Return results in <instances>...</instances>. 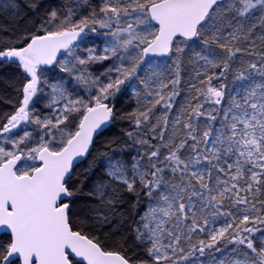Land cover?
Here are the masks:
<instances>
[{
    "label": "snow or ice",
    "instance_id": "obj_1",
    "mask_svg": "<svg viewBox=\"0 0 264 264\" xmlns=\"http://www.w3.org/2000/svg\"><path fill=\"white\" fill-rule=\"evenodd\" d=\"M0 264H264V0H0Z\"/></svg>",
    "mask_w": 264,
    "mask_h": 264
}]
</instances>
